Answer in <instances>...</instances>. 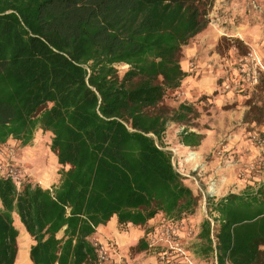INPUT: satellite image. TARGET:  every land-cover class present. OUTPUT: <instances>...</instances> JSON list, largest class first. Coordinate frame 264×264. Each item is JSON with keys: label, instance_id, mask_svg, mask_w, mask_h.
I'll list each match as a JSON object with an SVG mask.
<instances>
[{"label": "trees", "instance_id": "16d2710c", "mask_svg": "<svg viewBox=\"0 0 264 264\" xmlns=\"http://www.w3.org/2000/svg\"><path fill=\"white\" fill-rule=\"evenodd\" d=\"M212 3L0 0V145L25 146L40 129L61 165L50 187L0 175V264L15 263V221L32 241L31 264H92L91 239L111 217L123 228L195 211L199 197L163 137L198 111L163 100L186 76L182 47L207 25ZM201 137L183 126L179 142L194 147ZM205 201L195 252L216 264H264V180ZM146 234L132 250L147 247Z\"/></svg>", "mask_w": 264, "mask_h": 264}, {"label": "rangeland", "instance_id": "374dc122", "mask_svg": "<svg viewBox=\"0 0 264 264\" xmlns=\"http://www.w3.org/2000/svg\"><path fill=\"white\" fill-rule=\"evenodd\" d=\"M208 19L207 25L182 47L180 65L186 76L163 100L167 107L192 103L198 111L195 116L190 114L185 124L169 123L163 137V148L171 151L175 168L199 197L198 206L176 223H168L158 213L144 225L115 226V234L121 239L109 236L100 240L110 247L107 264H216L213 254L195 252L200 223L207 217L206 196L218 199L264 180V0H213ZM125 68L118 67L120 73ZM248 112L253 120L244 119ZM183 126L202 135L197 146L179 142ZM50 137V133L38 129L25 146L8 140L0 145V160L6 163L12 151L23 180L47 185L48 181H42L47 172L43 162L50 163L54 156L48 149ZM185 148L199 153L197 165L185 161ZM52 165L54 177L50 182L57 184L61 165ZM15 225L19 235L22 226L17 221ZM165 229L173 233L169 238ZM145 232L147 247L132 250ZM31 243L28 235V257ZM170 243H177L181 256ZM164 252L161 258L159 253Z\"/></svg>", "mask_w": 264, "mask_h": 264}, {"label": "built area", "instance_id": "2783aa9c", "mask_svg": "<svg viewBox=\"0 0 264 264\" xmlns=\"http://www.w3.org/2000/svg\"><path fill=\"white\" fill-rule=\"evenodd\" d=\"M0 175L6 176L11 178V180L15 184H20L21 181L23 180V175L18 167L16 161H15V156L13 155V152L11 151L9 153V159L6 161V163L2 162L0 160ZM173 232V230L171 231ZM173 233H169V229H165V236L169 238ZM152 242H148V245H152ZM174 246L170 243L169 246L176 248L178 251V255H182V251H180V248L177 243H173ZM91 245L94 247L96 258L93 261L92 264H107L110 261V253H109V245L107 242H102L98 239H91ZM161 258H164L166 253H159ZM191 264V263H190Z\"/></svg>", "mask_w": 264, "mask_h": 264}, {"label": "crops", "instance_id": "0c3cea01", "mask_svg": "<svg viewBox=\"0 0 264 264\" xmlns=\"http://www.w3.org/2000/svg\"><path fill=\"white\" fill-rule=\"evenodd\" d=\"M199 88H202V87H199ZM203 88H208V87H203ZM28 149L26 148V150H28ZM48 149H49V147H48ZM185 149L187 151L186 155H188V153H190V152H194L197 155V157L195 158L194 162H192V160H187V156L185 155V161H187L188 163H193V164L197 165L198 162H196V161H198V159H199V153L197 151H195V150H188L187 148H185ZM54 157L55 156H53V158H51L50 163L46 162V161L43 162V164H44V169L43 170L47 171V172H44L46 174V178L47 179L46 178H43V179H45V180H47L49 182L47 185H44L45 187H50L51 185H53V183L50 182L51 180H53V177H54V175L52 173L53 165L51 167L50 164L52 162H56V158H54ZM150 220H153V218L150 219ZM113 228H114V230H113ZM115 229H116L115 228V217L113 216V217H111L110 221H108L105 225H99L96 228V232L94 233L93 238L94 239H98V240H104L106 237L114 236V237H116V239H121V236L118 237L119 234L118 235H116L117 233L115 234ZM116 232H118L117 229H116ZM130 240L131 239H129L127 242H129ZM127 242H125V243H127Z\"/></svg>", "mask_w": 264, "mask_h": 264}, {"label": "bare ground", "instance_id": "6f19581e", "mask_svg": "<svg viewBox=\"0 0 264 264\" xmlns=\"http://www.w3.org/2000/svg\"><path fill=\"white\" fill-rule=\"evenodd\" d=\"M196 157H197V155L194 152H190L187 155V160H192V162H194ZM44 175H45L44 178H46L45 173H44ZM42 181L44 182V184L47 182V180H45V179H43ZM18 237L20 240H19V250H18L17 257H16V262H17L16 264H30V259L28 257V252H27V248H26L28 234L22 228ZM18 237H17V239H18Z\"/></svg>", "mask_w": 264, "mask_h": 264}]
</instances>
